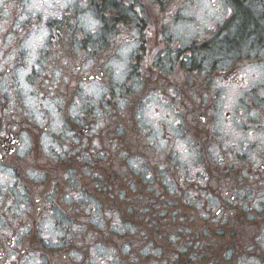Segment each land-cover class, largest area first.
<instances>
[{
	"label": "flooded vegetation",
	"instance_id": "af4514ba",
	"mask_svg": "<svg viewBox=\"0 0 264 264\" xmlns=\"http://www.w3.org/2000/svg\"><path fill=\"white\" fill-rule=\"evenodd\" d=\"M0 264H264V0H0Z\"/></svg>",
	"mask_w": 264,
	"mask_h": 264
}]
</instances>
